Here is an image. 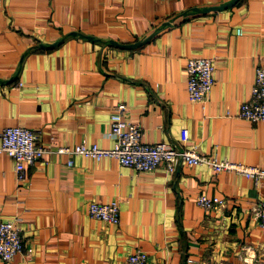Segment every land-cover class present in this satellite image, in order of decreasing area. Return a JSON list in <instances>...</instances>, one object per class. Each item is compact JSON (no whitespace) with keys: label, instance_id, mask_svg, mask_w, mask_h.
Masks as SVG:
<instances>
[{"label":"crops","instance_id":"1","mask_svg":"<svg viewBox=\"0 0 264 264\" xmlns=\"http://www.w3.org/2000/svg\"><path fill=\"white\" fill-rule=\"evenodd\" d=\"M189 57L214 59L204 102L189 98ZM259 66L264 0H0V132L30 128L51 149L112 147L124 102L147 142L264 167V121L239 116ZM200 194L225 205L207 211ZM263 196L264 179L207 165L137 172L74 153H45L21 183L0 152V220L25 244L0 264H126L137 249L149 264H264ZM113 201L118 224L90 216L91 202Z\"/></svg>","mask_w":264,"mask_h":264},{"label":"built area","instance_id":"2","mask_svg":"<svg viewBox=\"0 0 264 264\" xmlns=\"http://www.w3.org/2000/svg\"><path fill=\"white\" fill-rule=\"evenodd\" d=\"M241 33V31H239ZM188 72V95L193 102H204L214 85L215 63L211 57H189L186 62ZM127 105L120 103L111 114V126L108 135L114 139L112 147H103L98 143L76 144L75 146L59 145L54 149L40 142V135L35 130L22 126H8L0 132V152L7 153L14 160V172L18 182H25L30 166L42 159L45 153L81 154L99 162L104 158H114L120 165L137 172L154 171L164 166L168 171L175 172L181 164L190 166L207 165L216 172H235L256 181L264 179V167L236 163L227 158L201 154L195 147L180 148L172 143L144 140V130L138 123L124 120ZM239 116L253 122L264 121V66L256 70V79L252 88L251 98L243 102ZM182 138H188L186 129ZM72 160L69 164H72ZM197 203L205 210L225 205V200L200 194ZM256 218L264 228V196L255 207ZM89 214L92 218L111 224L120 222V205L118 202L89 204ZM25 250L24 239L20 227L11 221L0 220V258L11 262L18 253ZM249 251V249H247ZM29 253L32 249L27 250ZM246 264H253V256L244 258ZM126 264H149V255L142 249H137L126 258Z\"/></svg>","mask_w":264,"mask_h":264},{"label":"water","instance_id":"3","mask_svg":"<svg viewBox=\"0 0 264 264\" xmlns=\"http://www.w3.org/2000/svg\"><path fill=\"white\" fill-rule=\"evenodd\" d=\"M211 9H214V8H211ZM207 10H210V8H208ZM128 47V46H127Z\"/></svg>","mask_w":264,"mask_h":264}]
</instances>
